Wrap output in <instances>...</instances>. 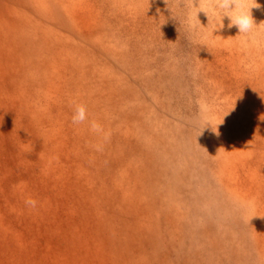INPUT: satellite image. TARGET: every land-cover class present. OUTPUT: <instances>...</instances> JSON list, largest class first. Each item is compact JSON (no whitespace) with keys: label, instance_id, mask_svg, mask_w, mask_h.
<instances>
[{"label":"rangeland","instance_id":"rangeland-1","mask_svg":"<svg viewBox=\"0 0 264 264\" xmlns=\"http://www.w3.org/2000/svg\"><path fill=\"white\" fill-rule=\"evenodd\" d=\"M256 2L0 0V264H264Z\"/></svg>","mask_w":264,"mask_h":264},{"label":"clouds","instance_id":"clouds-1","mask_svg":"<svg viewBox=\"0 0 264 264\" xmlns=\"http://www.w3.org/2000/svg\"><path fill=\"white\" fill-rule=\"evenodd\" d=\"M204 2L211 4L213 11L221 16V21L225 17L229 18L230 23L228 26L230 28L233 26L237 27L239 34L250 35L258 27L251 12V9L260 7L256 0H204ZM86 119V107L82 104L78 105L72 117L73 123L81 124ZM91 130L95 133L104 131L102 126L95 121L91 123ZM109 135V133H104L105 139ZM97 149L99 150V146H97ZM26 204L34 208L37 205V201L30 198L26 200Z\"/></svg>","mask_w":264,"mask_h":264}]
</instances>
